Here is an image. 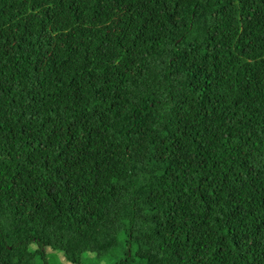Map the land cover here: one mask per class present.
I'll return each mask as SVG.
<instances>
[{
	"label": "trees",
	"instance_id": "obj_1",
	"mask_svg": "<svg viewBox=\"0 0 264 264\" xmlns=\"http://www.w3.org/2000/svg\"><path fill=\"white\" fill-rule=\"evenodd\" d=\"M0 217V264H264V0H0Z\"/></svg>",
	"mask_w": 264,
	"mask_h": 264
},
{
	"label": "rangeland",
	"instance_id": "obj_2",
	"mask_svg": "<svg viewBox=\"0 0 264 264\" xmlns=\"http://www.w3.org/2000/svg\"><path fill=\"white\" fill-rule=\"evenodd\" d=\"M0 222H1V224H3V222H4L2 217H0ZM20 224H22V223L20 222ZM4 227H6V226H4ZM15 228H19V227H15ZM10 231H12V235L15 239H18L21 236H23L20 233H17L18 230L14 229V227L11 228ZM46 251L49 255V262L51 264H72L65 258L64 254L61 251H52V249H49V248ZM84 256L85 257L83 260V262H84L83 264H108L107 260L98 261L97 259L95 260L88 255H84Z\"/></svg>",
	"mask_w": 264,
	"mask_h": 264
}]
</instances>
